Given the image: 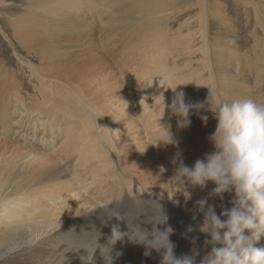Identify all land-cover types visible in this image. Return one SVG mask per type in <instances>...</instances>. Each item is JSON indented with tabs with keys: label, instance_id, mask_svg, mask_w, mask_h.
Listing matches in <instances>:
<instances>
[{
	"label": "rangeland",
	"instance_id": "374dc122",
	"mask_svg": "<svg viewBox=\"0 0 264 264\" xmlns=\"http://www.w3.org/2000/svg\"><path fill=\"white\" fill-rule=\"evenodd\" d=\"M259 6L264 10V0H55L39 7L0 0V228L10 206L80 215L127 197L135 202L123 212L127 219L153 198L170 206L161 205L174 233L192 235L185 250L175 246L176 255L195 245L210 250L196 201L214 185H183L173 159L179 152L192 166L214 151L208 138L217 122L211 113L206 124L191 114L190 126L178 128L164 98L170 104L169 88L181 85L177 90L192 102L219 96L264 103ZM160 123L170 125L177 145L155 146L166 135ZM230 200L226 194L209 203L219 215ZM155 211L142 212V229L151 232ZM102 218L91 247L99 264L156 262L157 252L146 255L127 237L110 244L114 223ZM46 237L3 255L0 264H66ZM5 242L0 237V246Z\"/></svg>",
	"mask_w": 264,
	"mask_h": 264
},
{
	"label": "clouds",
	"instance_id": "9594fccd",
	"mask_svg": "<svg viewBox=\"0 0 264 264\" xmlns=\"http://www.w3.org/2000/svg\"><path fill=\"white\" fill-rule=\"evenodd\" d=\"M180 86L169 88L174 93L170 104L164 98V108L177 118L178 128L190 126L191 114L198 115L206 124V113H211L217 122L208 138L214 151L192 166L184 163L179 152L173 159L175 178L179 177L183 185L201 191L209 183L214 185L208 197L196 201L203 216L198 230L210 238L205 240L206 249L210 250L201 256L193 246L189 254L176 255L170 239L174 230L168 226L166 211L159 205L151 221V232L138 224L130 226L117 207L104 208L108 219L116 221L111 226L109 243L115 245L127 237L144 245L146 255L152 251L159 253L160 264H264V247L256 246L264 238V103L252 99L229 102L219 96L214 101L208 97L205 102H192L186 100L182 90H177ZM160 127L166 135L158 137L155 146L177 145L170 125L160 123ZM186 193V198L191 199V193ZM226 194L231 195L230 207L221 206L218 215L209 199L223 200ZM122 223H126L128 232L121 231ZM188 231H193L191 226Z\"/></svg>",
	"mask_w": 264,
	"mask_h": 264
},
{
	"label": "bare ground",
	"instance_id": "6f19581e",
	"mask_svg": "<svg viewBox=\"0 0 264 264\" xmlns=\"http://www.w3.org/2000/svg\"><path fill=\"white\" fill-rule=\"evenodd\" d=\"M49 1L54 2L55 0H27V2L31 4L33 7H39L43 4H49ZM151 1H158V0H151ZM256 4L259 5L258 3H255V5ZM261 6H259V10H260L259 15L261 16L262 19H264V13H263L264 10L261 9L262 8ZM11 22L13 21L11 20ZM262 22H264V20L261 21V23ZM25 23L26 22H24L23 24ZM25 30L26 27H24L23 31ZM8 190L9 192H11L13 190V187L7 186L5 191L7 192ZM107 202L108 205L105 206L100 205L97 208L86 210L82 212L80 215H75L76 213L74 212L71 213L62 212V215H57L54 214L52 210L49 211L48 213L26 212L25 210H21L22 207L14 208L15 206H10L9 208H7V211L4 213L2 217V220L7 219V222L5 223L2 222L3 224H1V228H0V237L4 241H6L3 245L0 246V258H2L3 255L11 254L13 252L23 249L24 247L30 246L35 242V240L37 239L41 240L47 236L48 238H50L49 239L50 241L53 240V242L55 243V248L58 250V252H60V254L64 258H66V262H67L66 264H99L98 259H96L95 257V254L91 252V247L94 245V242L98 240L97 238L98 235L96 233L97 230L95 231L94 229L96 221L100 218L101 223H104V221L102 220L103 219L102 217H104L107 220V223L108 222L116 223L115 220L108 219L107 215L104 212V208L111 209L117 207L118 210H120L123 213L125 210L134 209L135 207V202L129 200L127 197H123L121 200H115V201L113 199H108ZM157 205L159 206L164 205V208L170 207L165 202L161 204L158 203L153 198L148 199L147 202L143 200V202L136 208L135 213L129 216L126 220L130 224L133 223L134 225L139 224V222L141 221H144L145 224H148L146 218L141 217V214L142 212L144 214L149 213L148 210L150 211V209L151 210L155 209ZM170 205H172V203ZM175 206L186 208L185 210H187L193 205L190 202H188L185 205H182V202L181 203L179 202L176 203ZM139 207H143L144 211L140 210L139 212H137ZM124 224L126 226V223ZM191 236L192 235L183 236V234L179 235V233H173L170 239L178 249L183 248L181 249L182 251L186 249L187 247L186 243L187 241H189ZM261 243H264V238H261V240L257 245ZM201 247L202 245H198L196 248L200 251V254L202 256L205 254L204 252L205 250L204 249L200 250ZM204 248L206 249V246ZM207 249L210 248L208 247ZM199 258L200 257H197L198 261ZM9 259L10 258H4L3 264H7L8 263L7 260ZM155 259L156 262L154 264H160L161 256L159 253H157V257ZM24 261L26 264L38 263L37 261L29 262L28 259H25ZM110 264H119V263L117 260L112 259Z\"/></svg>",
	"mask_w": 264,
	"mask_h": 264
}]
</instances>
